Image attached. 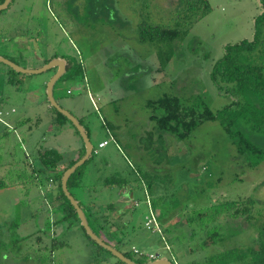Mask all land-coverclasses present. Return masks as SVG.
<instances>
[{"label":"rangeland","instance_id":"1","mask_svg":"<svg viewBox=\"0 0 264 264\" xmlns=\"http://www.w3.org/2000/svg\"><path fill=\"white\" fill-rule=\"evenodd\" d=\"M263 15L264 0H12L0 11V57L27 70L67 62L54 97L93 146L71 192L87 214L115 207L122 244L110 241L147 256L132 253L134 260L264 264V159L252 165L218 121L178 141L158 130L151 116L162 111L149 106L164 96L185 106L202 101L214 113L228 106L212 69L226 46L256 40L247 57L264 73ZM162 30L178 34L170 40ZM55 69L24 74L0 62V264H121L64 219L55 173L38 159L56 150L68 167L86 152L73 124L52 127L46 88ZM251 136L264 151V135ZM247 199L248 216L224 214L222 239L210 246L206 228L185 222ZM148 200L161 233L145 228ZM220 254L226 258L209 260Z\"/></svg>","mask_w":264,"mask_h":264},{"label":"trees","instance_id":"2","mask_svg":"<svg viewBox=\"0 0 264 264\" xmlns=\"http://www.w3.org/2000/svg\"><path fill=\"white\" fill-rule=\"evenodd\" d=\"M4 1L5 0H0V4ZM262 18H264V15ZM256 28H258L257 24ZM160 34L163 38L172 40L177 36L178 31L162 30ZM256 46V40L252 42L243 41L238 44L226 46L224 57L220 59L212 69L211 77L219 93L232 98V102L228 106L214 113L202 101H198V103L194 105L185 106L178 97L164 96L160 100L149 104L150 107L162 111L160 116L155 114L151 116V120L156 123L158 130L162 133L171 134L178 141H184L191 137L194 131L202 124L218 121L227 132L230 140L235 144L239 154L250 158L254 166L263 161L264 151L261 150L260 146L257 145L255 139L251 136V134L264 135V73L261 67L249 62V57H247L249 53L255 50ZM51 108L54 112V124L57 128H63L64 125L68 123L72 124L55 108L52 106ZM5 135H7V133ZM38 159L43 167L53 170L55 173V176H53L51 180L56 182L58 186L57 198L61 200L64 219L69 220L70 225H81L76 210L63 193L61 183L64 172L73 166L76 161H73L68 167L61 169L60 166L63 162V156L56 150L40 151ZM81 167L72 174L68 181L70 192V186L73 185L75 182L74 180L79 177ZM2 184L3 183L0 182V189L3 186ZM72 195L75 197L73 193ZM149 202L154 211L153 203L150 200ZM248 203H250L249 199L241 203L239 201L217 203L206 211L198 213L197 216L189 218V220L185 222L188 226L194 222H199L201 229H199L198 233H205L207 229V236L203 240V245L210 246L222 239V229L220 228H223V224L220 221L221 217L227 214L230 219L236 220L238 217L247 215L249 211L247 206ZM79 204L82 207L80 202ZM96 209L95 207V210H89V214H87L83 208L92 230L106 243L113 245L129 259L140 264L146 263L136 261L131 257L132 253L138 255L135 250H125L123 252L120 247H117L122 244V241L116 239L115 235L118 236L119 230L115 228V218L110 216V213L115 207L111 205L103 207L101 210ZM159 219L161 221L160 216ZM196 225L198 224L196 223ZM81 227L87 235L82 225ZM87 237L93 245L99 249L105 250L88 235ZM110 239L118 241L117 243L115 242V244L118 245H114ZM107 252L110 253L109 251ZM110 254L112 255V253ZM140 256L147 257L144 254ZM224 257L226 258L223 254H220L217 256L215 255V257L209 260L213 261L216 259H223ZM119 262L124 264L120 260Z\"/></svg>","mask_w":264,"mask_h":264},{"label":"water","instance_id":"3","mask_svg":"<svg viewBox=\"0 0 264 264\" xmlns=\"http://www.w3.org/2000/svg\"><path fill=\"white\" fill-rule=\"evenodd\" d=\"M11 2H12V0H5L2 4H0V11L6 10L9 7ZM0 62L6 64L7 66L13 68L14 70H16L18 72L24 73V74H41V73H44L50 69L58 68V71L56 72V74L51 78V80L47 84V88H46L47 99L53 108H55L58 112H60L62 115H64L73 124V126L79 132L81 138L83 139L84 144H85V148H86V152H85L84 156L80 160H78L73 166H71L70 168H68L64 172V174L62 176V180H61L63 193L65 194L67 199L70 201L71 205L76 210L78 217L81 221V225L85 229L87 235L93 241H95L100 247H102L105 250L112 253V255H114L118 260H120L124 264H140V263H136L133 260L126 257L122 252H120L113 245L106 243L101 237H99L92 230V228L89 225L88 219L86 217V214H85L83 208L80 206L79 202L75 199V197L72 195V193L70 192V190L68 188V181H69L70 177L72 176V174H74L76 172V170L79 167H81L92 156L93 146L90 142L88 133L86 132L85 128L81 125L79 120L73 114H71L68 110L62 108L61 105L55 100V97H54L55 85L66 72L65 60L55 59V60L51 61L49 64H47L44 67L37 69V70H27V69L20 68L19 66H17L13 62H11L5 58H2V57H0ZM144 264H173V263H172V261H170L167 258H159V256H158L157 259H155L151 262H148V263H144Z\"/></svg>","mask_w":264,"mask_h":264},{"label":"built area","instance_id":"4","mask_svg":"<svg viewBox=\"0 0 264 264\" xmlns=\"http://www.w3.org/2000/svg\"><path fill=\"white\" fill-rule=\"evenodd\" d=\"M107 145V142H104L100 145V147H104ZM137 204V203H136ZM147 204L149 206V212L147 214V216L145 217V228L147 231L151 232V233H161V226L158 220V216L157 214L152 210L151 206H150V202L149 200L147 201ZM135 252L138 255H143V253L141 254L139 251L135 250ZM158 257H155L153 255H150V259H157Z\"/></svg>","mask_w":264,"mask_h":264},{"label":"crops","instance_id":"5","mask_svg":"<svg viewBox=\"0 0 264 264\" xmlns=\"http://www.w3.org/2000/svg\"><path fill=\"white\" fill-rule=\"evenodd\" d=\"M66 62V61H65ZM66 68H67V62H66ZM71 91L69 90L68 91V93H70ZM55 127V128H57L56 126H55V124H54V120H53V123H52V127ZM67 126H68V124H66V125H64V127H66L67 128ZM63 127V128H64ZM104 142H107V141H103V142H101L100 143V145L102 144V143H104ZM104 147H106V146H104ZM100 148H103V147H100ZM79 150H81V148L79 147ZM81 155V154H80ZM79 155V157H78V159L79 158H81V156ZM77 159V160H78ZM77 160H74V161H77ZM60 168L61 169H63V168H66L64 165H63V163L61 164V166H60ZM51 183H52V186L55 188V192H58V186H57V184H56V182H54L53 180H51ZM145 194H147V191H146V188H145ZM130 195H132V194H130ZM57 196H58V194H57ZM135 203H137V202H135ZM161 226V225H160ZM155 257H158V256H155ZM155 260V259H154ZM153 261V260H152Z\"/></svg>","mask_w":264,"mask_h":264},{"label":"flooded vegetation","instance_id":"6","mask_svg":"<svg viewBox=\"0 0 264 264\" xmlns=\"http://www.w3.org/2000/svg\"><path fill=\"white\" fill-rule=\"evenodd\" d=\"M55 69V68H54ZM58 68H56L55 70H57ZM66 71H67V68H66Z\"/></svg>","mask_w":264,"mask_h":264}]
</instances>
